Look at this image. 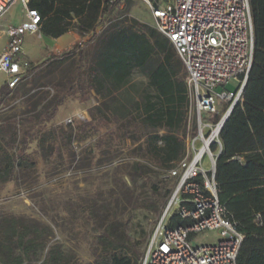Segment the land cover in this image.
Returning <instances> with one entry per match:
<instances>
[{
	"label": "rangeland",
	"instance_id": "obj_1",
	"mask_svg": "<svg viewBox=\"0 0 264 264\" xmlns=\"http://www.w3.org/2000/svg\"><path fill=\"white\" fill-rule=\"evenodd\" d=\"M22 20L23 8L17 4L0 19V31ZM101 20L107 27L130 26L135 21L153 28L148 10L135 0L120 3ZM68 32L74 33L73 27ZM0 40L5 44L3 35ZM89 40L85 36L75 43L84 54L83 62L77 52L60 64L51 62L30 73L0 103L1 124L6 119L17 122L26 117H41L64 97L53 119L29 132L27 153L32 155L34 164L17 170L11 181L0 184V220L16 217L40 229L39 234L45 229L39 243L47 241V247L59 246L78 264L93 263L101 248L98 237L107 230L112 239L134 246L141 254L176 182L145 153L146 138L154 131L138 123L123 126L127 119H137L139 113L134 107L142 96L153 93L146 71L134 70L127 87L107 98L86 88L69 93L79 69L82 71L92 62V47L97 39L91 44ZM25 43L24 55L31 69L53 57L61 59L72 48L43 36L41 31L27 35ZM178 77H185L183 68ZM4 81L5 76L0 74V87ZM239 84L238 78H232L213 92H235ZM232 102L233 99L218 104L220 119ZM91 109L95 114L93 122ZM80 124L90 126L79 131ZM69 127L73 135L62 141L60 134ZM156 132L163 134V130ZM45 133H49L45 142L38 146ZM193 135L192 129L188 136ZM210 167L205 156L203 168L209 171ZM137 168H141L142 177L137 176ZM218 234L219 231L202 233L195 237V243H215ZM45 251L38 249L32 264H40ZM19 254L16 250L15 255Z\"/></svg>",
	"mask_w": 264,
	"mask_h": 264
},
{
	"label": "trees",
	"instance_id": "obj_2",
	"mask_svg": "<svg viewBox=\"0 0 264 264\" xmlns=\"http://www.w3.org/2000/svg\"><path fill=\"white\" fill-rule=\"evenodd\" d=\"M108 1L29 0L28 7L39 14V31L43 36L57 39L73 27L76 34L85 37L104 24L102 17L120 4L116 1L108 5ZM249 8L252 62L241 96L219 132L221 151L214 168L215 180L220 184L219 199L245 236L238 251L237 264H247L244 259L250 257L251 249L264 251V0H249ZM95 39L97 43L92 47V62L82 71L79 69L69 93L86 88L97 96L107 98L127 87L134 70L146 71L148 86L153 93L144 94L141 102L135 104L140 121L127 119L123 126L138 123L154 131L146 138L145 153L174 183L168 171L185 155L188 111L187 88L184 78L178 77L183 65L174 48L154 28L135 21L125 27L117 24L105 26L88 43ZM75 52L79 61L83 62L80 45H74L61 59H48L30 68L29 74L51 62L60 64ZM15 89L2 85L0 103ZM63 101L64 97H60L41 117H26L17 122L6 119L0 124V184L11 181L17 170L34 164L32 155L27 153L31 140L29 132L34 126L51 121ZM89 114L93 122L94 110H89ZM219 119V115L214 118L215 122ZM89 126L80 124L78 130ZM158 130H163V134L159 135ZM62 132V141L73 135L71 127L66 133ZM48 134L40 137L38 146L45 142ZM210 150L215 153L216 145L213 144ZM137 174L143 176L141 168H137ZM38 230L26 225L20 218H2L0 264H32V256L38 249H46L40 264H78L67 257L59 246L47 247V241L39 243V236L45 229H41L40 234ZM98 239L101 248L91 264H139L143 252L139 254L134 246H126L112 239L109 230L99 235ZM16 250L20 252L19 255H15Z\"/></svg>",
	"mask_w": 264,
	"mask_h": 264
},
{
	"label": "built area",
	"instance_id": "obj_3",
	"mask_svg": "<svg viewBox=\"0 0 264 264\" xmlns=\"http://www.w3.org/2000/svg\"><path fill=\"white\" fill-rule=\"evenodd\" d=\"M29 0H0V19L20 4L23 21L0 31L6 39L0 54V74L11 90L29 74L22 58L24 37L40 30V17ZM116 1L109 0L108 5ZM148 10L153 28L174 48L184 71L188 111L186 152L168 171L175 186L148 237L139 264H237L245 236L219 199L215 160L221 151L218 104L241 96L252 62V27L249 0H135ZM99 25L91 35H99ZM235 93L213 90L232 78H242ZM227 111V110H226ZM223 117V116H222ZM193 129L194 135L188 136ZM200 143L197 148V144ZM215 144L217 150L211 152ZM210 170L203 168L204 157ZM169 218V220H167ZM219 231L212 244H198L202 233Z\"/></svg>",
	"mask_w": 264,
	"mask_h": 264
},
{
	"label": "crops",
	"instance_id": "obj_4",
	"mask_svg": "<svg viewBox=\"0 0 264 264\" xmlns=\"http://www.w3.org/2000/svg\"><path fill=\"white\" fill-rule=\"evenodd\" d=\"M23 21V20H22ZM21 21V22H22ZM21 22L19 24H21ZM19 24H16V25H19ZM28 36H33L35 34H27ZM27 35L24 37V45H23V54H22V58L28 62L29 64V61L28 59L26 58V56L24 55L25 53V47H26V39H27ZM86 37H92L91 33L88 34ZM0 38H1V35H0ZM83 37L79 36L78 34H76L75 32L74 33H66L64 35H62L61 37L57 38V39H51L53 41H56L58 44H61V45H65V46H74L75 43L81 39ZM50 39V38H49ZM1 41V40H0ZM4 45L5 44H1L0 43V54L4 48ZM261 249H251V255L250 257H246L244 260L247 264H264V251L261 252L260 251Z\"/></svg>",
	"mask_w": 264,
	"mask_h": 264
},
{
	"label": "water",
	"instance_id": "obj_5",
	"mask_svg": "<svg viewBox=\"0 0 264 264\" xmlns=\"http://www.w3.org/2000/svg\"><path fill=\"white\" fill-rule=\"evenodd\" d=\"M234 104L235 103H231V105L229 106V108L227 109V111L225 112V114L223 115V117L221 118V128L223 127L224 123L226 122V120L228 119L230 113H231V110L232 108L234 107Z\"/></svg>",
	"mask_w": 264,
	"mask_h": 264
}]
</instances>
